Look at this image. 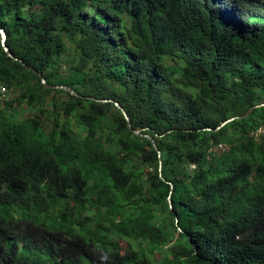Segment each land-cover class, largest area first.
I'll list each match as a JSON object with an SVG mask.
<instances>
[{
	"label": "trees",
	"instance_id": "obj_1",
	"mask_svg": "<svg viewBox=\"0 0 264 264\" xmlns=\"http://www.w3.org/2000/svg\"><path fill=\"white\" fill-rule=\"evenodd\" d=\"M0 29V264H264V0H0Z\"/></svg>",
	"mask_w": 264,
	"mask_h": 264
},
{
	"label": "water",
	"instance_id": "obj_2",
	"mask_svg": "<svg viewBox=\"0 0 264 264\" xmlns=\"http://www.w3.org/2000/svg\"><path fill=\"white\" fill-rule=\"evenodd\" d=\"M0 34L2 35V40H3L4 49H5L6 53L9 55V57H11L12 59H14V60L17 61V62H21V63H23L21 60H19V59L14 55V53H13V52L10 50V48L7 46V44H6V41H7V33H6V31L0 29ZM34 73H36V75L40 78V80H41L42 84L44 85V87L47 88V89H52V90H63V91H66V92L70 93L71 95H73V96H75V97H80V98H83V99L87 98V99H90V100H96V99H94V98H92V97H82V96H80L77 92H75V91H74L71 87H69V86L51 85V84H49V83L47 82L46 78H45L42 74H40V73L37 72V71H34ZM97 101H98V102H102V103H107V102H112V103H114V104H115V105L121 110V112L123 113L125 119H126L127 122H128V127H129V129H130L134 134H136V135H138V136H144V137H148V138H150V137L147 136V135H143L141 130H134V129H133L132 121H131V119H130L129 114L127 113V111L125 110V108L122 107L118 102L113 101V100H97ZM263 106H264V105H263ZM253 110H254V109H251L250 112H248L246 115H244V116H242V117L234 118V119H231V120H228V121L224 122V123L221 125V127L224 126V125H226L227 123H229V122L235 120V119H242V118H246V117H248V116L250 115V113H251ZM150 139L152 140V138H150ZM170 203H171V202H170ZM170 205H172V204H170Z\"/></svg>",
	"mask_w": 264,
	"mask_h": 264
},
{
	"label": "rangeland",
	"instance_id": "obj_3",
	"mask_svg": "<svg viewBox=\"0 0 264 264\" xmlns=\"http://www.w3.org/2000/svg\"><path fill=\"white\" fill-rule=\"evenodd\" d=\"M18 95H19L18 91H14L13 93L11 92L9 95H5V96L1 94L0 95V108L1 106H3V102L15 100L17 99ZM13 107L16 109V115L18 119H26V118L33 117L35 115L33 111L30 110V108L26 106V104L20 105V104L15 103ZM72 127L76 131H78L75 122H72ZM263 134H264V127L259 130L257 135H263ZM125 245H126V242H122V246H125ZM157 257L160 258L159 256Z\"/></svg>",
	"mask_w": 264,
	"mask_h": 264
},
{
	"label": "built area",
	"instance_id": "obj_4",
	"mask_svg": "<svg viewBox=\"0 0 264 264\" xmlns=\"http://www.w3.org/2000/svg\"><path fill=\"white\" fill-rule=\"evenodd\" d=\"M8 92H7V89L6 88H2V94H7Z\"/></svg>",
	"mask_w": 264,
	"mask_h": 264
}]
</instances>
